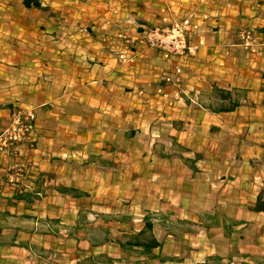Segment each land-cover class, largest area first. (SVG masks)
<instances>
[{"label":"crops","instance_id":"crops-1","mask_svg":"<svg viewBox=\"0 0 264 264\" xmlns=\"http://www.w3.org/2000/svg\"><path fill=\"white\" fill-rule=\"evenodd\" d=\"M187 15L198 23L188 33L194 56L135 42L119 58V32L134 38L142 26ZM241 28L254 32V47L241 44ZM263 35L264 0H0V131L12 108H33L36 148L17 150L35 165L24 189L43 180L42 198L29 206L0 199L2 232L27 229L15 244H0V264H59L88 244L68 234L79 199L60 186L86 193L95 211L139 221L147 210L173 211L192 221L194 231L181 237L158 231L160 252L173 260L152 264H204L212 254L264 264V210L251 208L258 197L264 203ZM239 94L233 110L213 108ZM12 154L0 155V179ZM13 193L4 187L0 197ZM112 245L92 251L119 257ZM53 252L61 259L47 257Z\"/></svg>","mask_w":264,"mask_h":264},{"label":"trees","instance_id":"trees-1","mask_svg":"<svg viewBox=\"0 0 264 264\" xmlns=\"http://www.w3.org/2000/svg\"><path fill=\"white\" fill-rule=\"evenodd\" d=\"M30 0H24L26 5L29 4ZM35 6L40 7V3L35 1ZM240 95L237 99L233 98V101L228 103H223L224 100L230 98L229 93L220 94L222 103L213 107L215 110H233L240 103ZM43 182L42 178H37L34 183L38 188L32 190H22L13 189L14 193L11 197L1 198L2 203L5 205L14 204L15 199L17 201H23L29 206L35 200L40 199L38 193H42L39 188V183ZM62 193H67L79 199L76 203L79 205L80 209L78 212V217L76 223L73 226L67 227L68 234L78 238L79 234H82V238L88 243V247L95 248L97 246H102L105 244L114 243L121 255L119 257H114L106 252L104 253H93L84 257H77V261L73 264H117L118 262H128L131 264H147L149 262H165L168 260H173L172 257L163 255L160 251L163 247L164 241L157 237L159 230L165 231L173 237L182 235L183 233H192L194 231L195 224L184 218L176 217L173 211L169 212H157L147 210L143 213L141 217V224L138 227L133 225L132 217L128 214H118L114 215L109 212H99L92 209V206L96 203L86 201L84 198L87 196L86 193L80 192V190L73 187L60 186L58 189ZM1 196V195H0ZM261 196V195H260ZM253 210L259 211L264 210V203L257 198L254 205L251 206ZM5 215H10L9 211H4ZM89 216H93V219L89 221ZM205 220L207 223L212 225L219 223V218L217 213L213 215L210 213H205ZM201 217V216H200ZM22 218L28 219L29 215H22ZM224 230L229 234L233 229L231 228L232 220L228 218L222 219ZM110 223L118 224V232L120 235L113 239L111 225ZM129 223L130 227L125 229L122 224ZM234 224V223H233ZM204 227H206L204 225ZM0 226V244L5 243H16V234L18 228L13 229L12 233L8 235L2 232ZM20 245H25L22 241H19ZM158 249L159 252L156 253L155 250ZM246 256V254H244ZM231 257L228 261L222 260V257L217 254H212L208 256V259L204 264H230ZM246 264V263H244Z\"/></svg>","mask_w":264,"mask_h":264},{"label":"built area","instance_id":"built-area-1","mask_svg":"<svg viewBox=\"0 0 264 264\" xmlns=\"http://www.w3.org/2000/svg\"><path fill=\"white\" fill-rule=\"evenodd\" d=\"M197 28L198 23L193 21L190 15H187L181 20L165 27L142 26L134 38L127 37L124 32H119L117 38L120 42L116 43V47L124 44L119 47V58H124V52L121 50L131 48L135 42L147 48L165 51L170 54H188L194 56L197 45L188 43V33L197 30ZM238 37L245 48H252L256 43V35L249 28H241L238 31ZM175 72L179 74L181 69L177 68ZM172 79L176 82L178 77H167V80ZM35 119L36 114L33 108L14 107L9 113L7 125L0 131V155L13 152V157L5 166L2 179H0V192L4 187L19 191L24 190V181L35 168L30 156L24 154L20 149L17 150L22 145H28V150H35ZM12 147L14 148L12 149ZM38 194L42 198L43 194Z\"/></svg>","mask_w":264,"mask_h":264},{"label":"rangeland","instance_id":"rangeland-1","mask_svg":"<svg viewBox=\"0 0 264 264\" xmlns=\"http://www.w3.org/2000/svg\"><path fill=\"white\" fill-rule=\"evenodd\" d=\"M219 214H221L220 212H219ZM91 219H93V217H91V218H89V221L91 220ZM11 221H12V223H14L15 225L16 224H18L19 226H20V224H21V219H16V220H14V219H11ZM127 225L125 226V229H128L129 227H130V224L129 223H126ZM140 224H141V221H139V220H137V218L135 219V220H133V225L135 226V227H138V226H140ZM21 227V226H20ZM113 227V228H112ZM116 228L114 227V226H111V231H112V237H114L113 239H115V238H117V236H119L120 235V233H118V230L116 229ZM18 230H20V231H26L27 229H18ZM9 233H12L14 230L13 229H9ZM80 236H78V238H75L74 236H73V238H75L76 240H77V242L78 243H82V240H83V238H82V234H79ZM177 237H181V235H178ZM176 237V238H177ZM19 241H22V240H19ZM24 241V240H23ZM22 241V242H23ZM26 241H28V240H26ZM77 242H76V244H77ZM33 243V242H32ZM81 245V244H80ZM88 244H85V246L83 247H81V246H79V245H77L76 246V249L74 250V251H67V252H65L64 254H65V256L63 257V261L61 262V263H59V264H64L65 263V261H67V263L66 264H73V263H75L76 262V260L74 261V259H76L78 256H80V257H84V256H86V255H89L91 252H93L91 249H90V247H88L87 246ZM109 245H112V244H109ZM115 244L113 243V245L112 246H114ZM87 246V247H86ZM116 246V245H115ZM112 250H108V251H101V252H97L96 254H98V253H104V252H106V253H108L109 254V252H110V255H112V256H114V254H113V251L111 252ZM53 253H56V255H53ZM53 253H50V255L48 254L47 255V257L49 256V257H51V259L53 258V259H57V260H60L61 259V257H62V253H59V252H53ZM245 253V252H244ZM115 257V256H114ZM5 259V258H4ZM20 260H24V256L22 257V258H19ZM73 260V262H71ZM126 264H131V263H128V262H125ZM152 263H155V262H149V263H147V264H152ZM2 264V263H1ZM5 264H8V262L7 263H5ZM234 264H242V262H238V263H234Z\"/></svg>","mask_w":264,"mask_h":264}]
</instances>
